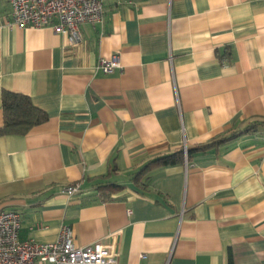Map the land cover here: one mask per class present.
I'll list each match as a JSON object with an SVG mask.
<instances>
[{"label": "crops", "instance_id": "0c3cea01", "mask_svg": "<svg viewBox=\"0 0 264 264\" xmlns=\"http://www.w3.org/2000/svg\"><path fill=\"white\" fill-rule=\"evenodd\" d=\"M10 20L0 0V127L4 90L48 114L0 135V210L21 214L22 240L66 225L118 264H264V126L212 144L264 120V0H105L76 40ZM115 53L121 68H97ZM108 183L121 187L103 197Z\"/></svg>", "mask_w": 264, "mask_h": 264}, {"label": "built area", "instance_id": "2783aa9c", "mask_svg": "<svg viewBox=\"0 0 264 264\" xmlns=\"http://www.w3.org/2000/svg\"><path fill=\"white\" fill-rule=\"evenodd\" d=\"M105 0H9L11 20L20 27L52 25L71 40L81 36V25L103 21ZM119 54L103 57L97 68L111 73L121 68ZM186 151V146H185ZM188 162V161H186ZM69 195L80 190V184L63 187ZM21 214L16 210H0V264H118L112 245L95 241L79 245L69 226H62L53 242L22 240L19 235Z\"/></svg>", "mask_w": 264, "mask_h": 264}, {"label": "trees", "instance_id": "16d2710c", "mask_svg": "<svg viewBox=\"0 0 264 264\" xmlns=\"http://www.w3.org/2000/svg\"><path fill=\"white\" fill-rule=\"evenodd\" d=\"M2 104L5 118L3 125L0 127V135L26 134L35 125L44 122L48 118V114L45 110L35 105L31 97L23 93L4 90L2 94ZM259 126H264V120H254L247 124L243 129L232 130L229 134L225 135V137L213 141L212 144L235 137L242 132L256 131ZM212 144L209 143L195 148L186 147V151L185 146L182 145L172 152L157 155L144 164L135 173L134 178L136 181L140 182L143 177H148L153 170L166 165L190 161L193 152L204 150ZM120 187L121 185L115 183L98 185L103 197H109L111 192L118 190Z\"/></svg>", "mask_w": 264, "mask_h": 264}]
</instances>
